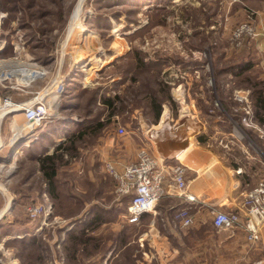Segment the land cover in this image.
Returning a JSON list of instances; mask_svg holds the SVG:
<instances>
[{"label": "rangeland", "instance_id": "374dc122", "mask_svg": "<svg viewBox=\"0 0 264 264\" xmlns=\"http://www.w3.org/2000/svg\"><path fill=\"white\" fill-rule=\"evenodd\" d=\"M0 2L3 4L10 2L9 8L16 10L12 15L0 10V108L6 99L12 100L15 104L29 102L38 92L51 88L57 78H64L66 83V92L60 99L56 117L40 128H47L58 120L75 124L83 118L86 111L84 106H90L91 93L85 94L78 101L81 108L72 117H67L65 111H62L63 102L74 94L72 91H75L76 86L68 97L67 89L69 82L78 71L80 74L77 81L82 90L92 92L102 87L101 92H103L107 87L112 88L111 82L120 81L121 74L130 66L127 64L133 62L136 55H140L146 61L167 58L172 62L164 67L162 72L156 70L141 74L138 84L127 82L119 94L128 97L129 91L135 86H143L144 83L155 86L154 81L164 79L171 85L170 95L175 103L173 107L170 106L172 108L165 106L174 113H178L180 100L183 99L186 87H189L191 96L198 94L200 89L205 90V77L201 71L183 68L174 64L175 61L205 62L204 70L209 75L208 85L215 90L214 65L225 68L236 61L245 48L247 38L255 42L257 48L260 43H264V0H150L136 6L115 7L113 5L114 7L111 8L103 6L104 4L100 6L97 0H0ZM98 18L103 22L105 18L109 24L108 28H103L105 33L98 30L97 26L103 23L101 20H96ZM245 25L254 28L256 37H245L239 47L235 46L233 34L236 29ZM38 58L47 64L38 61ZM28 65H37L46 74L34 81L17 75L20 68ZM112 65L115 66L111 67ZM11 72H14V75L8 76L7 74ZM25 72L24 75H26ZM253 74L259 81L263 74L264 89V63L263 71L260 66ZM225 78L220 79V86L228 90L231 85H229L228 76ZM237 82L236 91H242V87H250L245 82ZM27 83L29 84L27 87H21L22 84L25 86ZM128 86L131 89L126 91ZM109 91V95L115 92L110 89ZM128 98L132 100L131 97ZM216 106L219 114L224 113L221 101L217 100ZM101 108L98 102L94 113H98L101 121L106 122L109 114L101 111ZM20 114L22 113H12L5 117L4 114L0 115V210L8 207L9 202L16 204V198L22 195L36 199L42 186V176L37 173L36 163L25 159L27 144L36 143V138L25 139L26 132L21 133L22 136H19L20 139H17L14 147L9 146L13 138L14 125L22 129L25 127L24 118L17 117ZM147 119L142 109H136L130 114L116 117L114 123L107 125L98 136H87L85 140L77 142V153L66 157L67 162L62 166L60 173V180L64 182L60 190L65 206L71 201L72 195L80 199L82 206L96 199L102 203L110 202L111 196L97 197L99 194L97 181L99 180L103 183L105 181L107 184L111 183V195L120 206L119 209H124V198L118 200L114 194L113 181L105 172L107 161H114L115 153L106 150L103 140L108 138L114 144L124 147L133 145L137 152L145 146H143V140L135 137H139L136 126L140 122L146 124ZM120 127L126 129L127 135L119 136ZM69 129H72V126ZM73 134L70 133L69 136ZM234 136L238 140L235 131ZM59 138H55V142ZM66 139L68 140V137ZM32 151L34 154L40 152V146L33 147ZM22 152L23 154L20 155ZM121 159L128 161L131 156H126L125 153ZM88 167L102 172H99L97 178L95 177V186L90 184L89 178L85 176V170ZM61 209L66 213L69 211L67 207ZM20 210L19 216H23L26 209L25 212L23 209ZM120 213L121 211L118 215ZM122 213L123 220L122 223L120 222L122 229L118 234L123 233L126 241H129L127 247L125 246L126 249L122 246L123 254H128L134 244L140 247L142 253H152L153 244L147 236L151 221L146 220L147 224L133 227L128 224L126 213ZM1 216L2 214L0 218ZM110 219L108 220L111 223L115 222L114 217ZM109 226L110 224L103 225L95 232V234L103 233L106 236L100 250L105 249L107 243L116 241L119 243L115 240L116 234L112 231L108 232ZM160 228L165 233L173 231L180 233L178 229L181 227L178 223H174L170 224L166 231ZM201 230L210 232L208 226L205 228L202 226ZM2 232L4 229L0 228V234ZM79 232L80 230H77L76 234ZM173 243L178 244V242ZM136 250L135 252L138 251ZM142 258L143 256L138 260ZM117 264H127L126 259L123 257V261Z\"/></svg>", "mask_w": 264, "mask_h": 264}, {"label": "crops", "instance_id": "0c3cea01", "mask_svg": "<svg viewBox=\"0 0 264 264\" xmlns=\"http://www.w3.org/2000/svg\"><path fill=\"white\" fill-rule=\"evenodd\" d=\"M258 49L259 57L255 68L261 66L263 71L264 43H260ZM237 93L249 98V92L243 90L235 91L234 98ZM192 96L189 87H186L183 99L180 100L178 113H174L169 107L164 106L159 122L149 124L140 122L139 137L135 136L139 140H143V146L154 157L185 166L188 181L186 194L192 198V201L181 198L174 187H168V196L157 206L156 212L150 214L153 219L150 222L147 236L153 244V251L152 253H143V258L138 260L137 264H152L154 261H157L158 264H264V227L261 230L262 241L258 245L249 244L245 233L239 230L200 231L202 226L205 228L211 225L214 210L225 213H234L241 210L245 193L264 178V152L261 146L249 137L243 141L236 140L234 137L236 122L226 114L224 109L222 112L226 117L218 112L213 113L214 117L205 115L199 108V101L206 100L203 89ZM208 102L206 100L207 104ZM243 108L240 104L242 111H244ZM252 117L253 112L251 109L250 118L253 121ZM253 128L258 131L260 140L264 142L263 126L255 124ZM77 129L78 127L73 125L69 135L75 133ZM38 133V130L33 132V138H36V140ZM66 138L67 136L64 135L56 140L57 145L67 141ZM221 139L231 141L229 150L219 144ZM103 141L105 147H107L106 150L115 153L114 161L107 162H114L123 166L137 160L138 150L136 152L133 145L124 147L123 145L114 144L108 138ZM34 143L27 144V148L31 146L33 148ZM56 146L50 148L49 155L54 154ZM125 153L126 156H131L130 160L121 159ZM22 154L23 152L20 155ZM25 159L26 161L30 160L31 163H36V161H32L31 156L27 153ZM37 168L39 175L41 173L38 165ZM86 169L85 176L89 178L90 184L95 186L97 175L102 172L93 168L89 169V167ZM110 180L113 181L112 178ZM105 182L97 181L99 190L97 197L111 196L112 199L106 203L96 199L98 201L84 204L86 212L93 205H99L106 211L115 208L117 212L119 209L120 206L117 205V201L111 195V183L107 184ZM113 184L115 186L114 181ZM38 196L39 193H37L36 199L33 198L32 200L37 201L38 205L50 208L52 212L50 216H43L35 222H24L27 205L25 208H21L15 202L14 204L9 202L8 207L0 210V215L3 216L0 220V228L4 229L9 226L10 230V233L0 234V264H46L45 255L49 259L51 257L49 261L47 260L49 264H63L58 260V257L59 254L63 258L66 257V247L70 245L71 236L68 235V232H75L80 229L77 225L72 224L70 220L55 214L53 202L46 193H43L41 198ZM75 204L76 201L73 199L68 202V205ZM20 209L25 212L24 215L22 214L23 216H19ZM182 209L189 210L194 219L193 228L198 232L189 234L178 233L177 231L169 233L161 231L160 227L166 231L171 223L174 224V221L170 222V220L175 218L176 214ZM93 217L92 214L90 219ZM122 220L123 213L121 212L115 222L110 223V229H107L109 233L112 231L116 234L115 240H118V232L122 229L120 226ZM128 221L129 216L127 215ZM134 226H138V224ZM65 228H67V232L58 231ZM95 236H100L103 242L106 240L103 233L95 234ZM34 238L44 242L47 249L33 248ZM173 242H178V244L175 245ZM122 246V243L117 241L107 243L105 249L99 250L93 256L86 257L82 256L79 251L77 255L78 263H121L123 261ZM64 261L67 264L68 261Z\"/></svg>", "mask_w": 264, "mask_h": 264}, {"label": "trees", "instance_id": "16d2710c", "mask_svg": "<svg viewBox=\"0 0 264 264\" xmlns=\"http://www.w3.org/2000/svg\"><path fill=\"white\" fill-rule=\"evenodd\" d=\"M145 1L150 0H97V3L102 6L108 7H117V6H136L138 4L144 3ZM156 1V0H153ZM8 3H1L0 2V10L7 11L10 13L9 15H12V13L16 10H13L12 8H9ZM96 3V4H97ZM7 4V5H6ZM114 5V6H113ZM96 20H101L100 18ZM104 22L99 24L98 30L105 33L103 28H108L109 24L107 20L104 18ZM259 50L256 47L255 42H253L250 39H246V44L243 52L239 54L238 59L234 62H231L229 66H226L225 68H218L216 65H214V74H215V90L213 87L209 86V75L204 70L205 62L199 61V60H192L189 62L184 61H175L174 64L180 65L183 68H188L190 70L199 72L201 71L204 73V86H205V96L206 100H208V104L206 103V100H200L199 101V108L205 113V115L214 117L215 112H218L216 103L217 100L221 101V105L223 109L225 110L226 114L235 121L241 129L246 133V135L251 138L254 142H256L258 145L261 146L263 152H264V145L263 141L259 138L258 131L251 127L247 128L243 124V119L250 118V115L246 114L245 111H242L240 109V104L234 100V92L236 91V87L238 82L242 81L248 84V88H243V91L249 92V99H250V105L253 112V122L259 126H264V89H263V79L257 80L256 77H254V71H255V65L256 61L258 59ZM133 62L130 64H127L129 67L126 68L125 72L121 74L120 81H113L111 82L112 88L107 87L106 90L101 92L103 89L102 87H98L94 89L92 92L90 90H82L80 88L79 81H77V77L79 76L80 72L78 71L76 73V76H74L71 79V82H69L68 89H67V97L71 94V91L73 87H75V91L73 95L68 97V100H65L62 104V111L66 114L67 117H72L73 114H76L78 112V109L81 108V105L78 103V101L87 93L90 94L89 98V105L88 107L84 106L86 109L85 115L83 118L80 119L79 123L72 124L70 122L66 121H57L50 126H47V128H40L37 134V142L33 144V147L40 146V152H37L36 154L33 153V148H27L25 151L30 154L32 161H36L37 165L39 166V171L42 176V186L39 190V196L42 197L43 193H46L50 200L53 202V206L55 209V214L57 216H60L66 220H70L72 224L77 225L79 227L80 232L79 234H76V231H70L68 232V235L70 236V245H67L66 247V257L63 258L60 254L58 257V260H60L63 264H65V261H68L67 264H79L77 255L80 251V254L84 257L86 256H93L99 250L103 247L104 242L101 241L100 236H95V232L101 229V227L106 224H110L111 220L110 217H114L116 220L118 213L117 212H124L126 215L129 216V210L128 207L130 203L132 202L133 195H129L124 198V209L120 210L118 209L117 212L115 208H112L109 211H106L102 209L99 205H93L91 208L88 209V211H85V205L80 202V199L77 198L76 195L70 196V199H73L76 201L75 205H67L65 206L63 203V194L61 189V185L64 183L60 180V173L62 166L67 162L66 157L69 155H75L77 153V142L83 141L87 136L95 135L98 136L99 132L104 130V128L107 125L113 124L115 121V118L119 115L124 114H130L136 109H142L145 116L148 117L147 123H158L161 115L163 113V107L165 105L174 106L175 103L170 95L171 85L165 81L164 79L156 80L154 83L155 86H150L148 83H144L143 86H135L134 88H130L129 86L126 88V91L128 89H131L129 91L128 97H131L132 100H128L129 98L127 96H122L119 94V91H122L124 89L123 87L127 82H130L131 84H138L140 82V75L147 72H154L156 70H160L162 72L163 68L171 64L172 61H170L167 58H163L161 60H151L146 61L141 58L140 55H136ZM38 61L44 62V60H41L38 58ZM47 64L46 62H44ZM129 63V62H128ZM115 65H112L111 67H114ZM160 74V73H159ZM229 78V85H231V88L228 90L221 88L220 86V79L227 77ZM226 79V78H225ZM130 84V85H131ZM233 86V87H232ZM132 87V86H131ZM155 87H157L155 89ZM230 87V86H229ZM81 90H80V89ZM110 90L114 91L113 95H109ZM80 92H77V91ZM101 93V95H100ZM100 102L101 111H106L109 114L108 120L101 121V116L98 113H94V109L96 108V104ZM170 107V108H172ZM221 115L226 117L223 113L220 112ZM76 125L78 127V133L75 132L73 135L69 136V132H67L66 129L70 130L69 127ZM67 127V128H66ZM139 128V125L136 126ZM65 128V129H64ZM264 128V127H263ZM64 129V130H63ZM62 135H66L68 137V140L64 143L57 145L55 142V138H59ZM38 144V145H37ZM37 145V146H36ZM57 145V146H56ZM56 146L55 152L52 155H49L48 152L51 147ZM31 149V150H30ZM28 195H22L16 200V204L20 206L21 208H25L27 205L32 204H39L37 201L32 200ZM79 199V201H78ZM79 202V203H78ZM162 202V200L159 202V204ZM158 204V206H159ZM68 208V212L62 211L61 208ZM94 215L92 219H90L91 215ZM109 219V220H108ZM152 215L150 214H144L141 217V221L138 225L147 224V221H151ZM113 220V221H114ZM147 220V221H146ZM30 221L35 222L36 220H31L29 216L26 214V218L24 222ZM171 221H174V223H177L175 218H172ZM128 224L133 226L136 225L134 223H130L128 221ZM173 224V223H171ZM180 225V223H178ZM193 225L189 227H182L178 229L180 233H189L194 234L198 231L193 230L194 228H191ZM4 228V227H3ZM7 228V229H6ZM191 228V229H190ZM208 229H210V232H217L218 230L214 227L213 222H211V225L208 226ZM67 228L63 230H58L60 232H67ZM144 230V229H143ZM202 231V230H201ZM203 232V231H202ZM2 233H10L9 226L4 228V232ZM119 243L122 242L124 249L125 246L127 247L129 241H126V238L124 234H118L117 235ZM38 247L42 248L43 250H46L47 247L45 246V243L39 240H36V238L33 239V248ZM128 252V254H123V257L126 259L127 264H137L136 260L140 259L143 256L142 251L140 250V247H137L136 244H134ZM49 249V247H48ZM135 249H137L135 252ZM135 256V257H134ZM43 259V258H42ZM51 259V257H50ZM49 257L45 255L44 260L46 264H49ZM42 260V261H44ZM48 260V261H47ZM100 262H95L93 264H99ZM152 264H158L157 261H154Z\"/></svg>", "mask_w": 264, "mask_h": 264}, {"label": "built area", "instance_id": "2783aa9c", "mask_svg": "<svg viewBox=\"0 0 264 264\" xmlns=\"http://www.w3.org/2000/svg\"><path fill=\"white\" fill-rule=\"evenodd\" d=\"M245 37H256L254 28L245 25L236 29L233 34L235 46L239 47ZM26 69L41 71L44 73L43 76L46 74L37 65H28L20 68L17 71L19 72L17 75L23 78L24 70ZM12 73L7 75H13ZM37 78L31 79L34 81ZM64 81V78H57L51 88L38 92L32 100L23 104H15L12 100L6 99L4 105L0 108V115L4 114L5 117L12 113L24 114L25 127L22 129V133L26 132L24 138L33 137L35 130L56 117L60 99L66 92V83ZM211 83L213 85L212 80ZM28 85V83L25 86L22 84L21 87L25 88ZM234 99L244 107L243 110L246 114H251L248 96L237 93ZM242 122L247 128L255 125L251 118H245ZM234 126L239 141L248 138L238 124L235 123ZM118 134L119 136L127 135L126 129L120 127ZM219 144L227 150L231 148V141L227 139H221ZM186 171L185 166L181 164L163 161L154 157L146 147H141L138 151L136 161L123 166L114 162H107L105 165L106 174L115 183L114 194L118 200L133 195L128 210L129 222L134 224H139L144 214L156 212L159 202L168 196V187L170 186L176 189L181 198L192 201V198L186 194L188 189ZM26 212L29 218L34 221L43 216H50L52 211L43 205L32 204L26 207ZM175 220L182 227H189L194 223V219L188 209L180 210L176 214ZM212 222L218 231H243L249 244L258 245L261 243V230L264 227V178L245 193L241 210L234 213L214 210L212 212Z\"/></svg>", "mask_w": 264, "mask_h": 264}, {"label": "bare ground", "instance_id": "6f19581e", "mask_svg": "<svg viewBox=\"0 0 264 264\" xmlns=\"http://www.w3.org/2000/svg\"><path fill=\"white\" fill-rule=\"evenodd\" d=\"M26 71H29V73H26L25 71V73H26V75H24V78H26L27 80L28 79H31V78H35V77H41V75L43 76V72H41V71H36V70H33V69H26ZM13 75H14V72L12 73ZM29 74V75H28ZM18 118H25V116H24V114H20V115H18L17 116ZM16 117V118H17ZM17 120V119H16ZM18 123V122H17ZM15 124V123H14ZM21 133H22V128L20 127V126H18V125H14V127H13V138H12V140H10L11 142L9 143L10 145V147L12 148V147H14V145L16 144V141H17V139L19 138V136H22L21 135ZM20 139V138H19ZM1 155V154H0Z\"/></svg>", "mask_w": 264, "mask_h": 264}, {"label": "water", "instance_id": "95a60500", "mask_svg": "<svg viewBox=\"0 0 264 264\" xmlns=\"http://www.w3.org/2000/svg\"><path fill=\"white\" fill-rule=\"evenodd\" d=\"M26 139V138H25Z\"/></svg>", "mask_w": 264, "mask_h": 264}]
</instances>
